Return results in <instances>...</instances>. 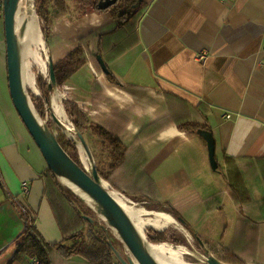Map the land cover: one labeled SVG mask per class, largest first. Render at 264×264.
I'll return each mask as SVG.
<instances>
[{
    "label": "crops",
    "instance_id": "0c3cea01",
    "mask_svg": "<svg viewBox=\"0 0 264 264\" xmlns=\"http://www.w3.org/2000/svg\"><path fill=\"white\" fill-rule=\"evenodd\" d=\"M143 2L135 42L116 47L119 33H112L101 54L98 35L115 25L108 13L71 15L53 24L46 42L50 61L76 45L86 59L62 85V100L124 147L108 180L112 187L180 215L200 247L213 248L221 263L264 264V0ZM66 4L73 12L75 5ZM202 51L206 59L198 62ZM87 133L89 152L99 139ZM54 177L9 95L0 7V264H8L25 225L18 204L46 243L85 229ZM54 264L87 263L57 256Z\"/></svg>",
    "mask_w": 264,
    "mask_h": 264
},
{
    "label": "trees",
    "instance_id": "16d2710c",
    "mask_svg": "<svg viewBox=\"0 0 264 264\" xmlns=\"http://www.w3.org/2000/svg\"><path fill=\"white\" fill-rule=\"evenodd\" d=\"M70 1L75 3L76 9L75 15H73L71 18H80L91 12L108 13L110 19L115 24L113 31L100 33L98 35V41L101 39L102 43L99 42L98 46L100 47L97 54H101V50H104L103 46H105V40H107V37L111 36V34L115 32L119 33V36L114 40L115 46H120L122 43L132 40L133 43L135 42L132 37H135L136 23L145 7L143 0H118L113 6L106 10L97 9V4L100 0ZM34 9L35 13L41 20V33L43 35L44 41L46 42L50 37L53 24L57 20L69 16L68 7L65 0H34ZM120 52H123V50L121 49L114 51V54L117 55ZM85 60L83 46L76 45L63 58L55 63H51L55 85L62 86L74 72L84 65ZM105 76L110 82L114 81L109 72H107ZM39 85V88L42 90V92L51 91L47 84H45V86L47 85L46 91L44 89L45 87L43 88V84H40L39 82ZM64 111L69 120L74 124V132L76 137L80 136L83 139V133L90 131L99 139V148L102 149L103 153L108 154V156L106 155V158L108 157L107 159H109L107 163L108 168L111 172H113L123 158L125 149L122 144L104 128L90 124L84 112L78 109L73 103L65 101ZM184 127H186V125ZM69 137L71 136L68 135V138ZM57 140L62 148L70 155V157L76 163H78V165H80L75 154V147L73 143L69 142L65 138H57ZM94 168L98 176H101L102 173L100 172L99 168L97 166H94ZM52 176L54 175L52 174ZM55 185L62 193V196L70 204H72L73 207L76 208L77 213L83 218L85 229L82 228L74 234L64 238L61 243L49 244L41 238L32 224L25 222L21 234L11 244L14 250L8 261V264H11L12 262L25 261L30 257L38 258L42 264H54L55 258L57 256L62 259L78 256L87 264H114L112 257L113 253L108 241L109 238H107L109 235L103 228L101 229L95 226V223H93L94 221L89 218L87 212L88 207H85L80 197L74 194L67 186L62 183L55 182ZM173 216L182 225H185V222L182 218L175 215ZM89 219L91 221H89ZM157 234L160 233L157 232ZM194 237L198 241L197 236L194 235ZM163 238L164 236L160 234L156 238H151V240L157 242L165 240ZM67 242L70 244H67Z\"/></svg>",
    "mask_w": 264,
    "mask_h": 264
},
{
    "label": "water",
    "instance_id": "95a60500",
    "mask_svg": "<svg viewBox=\"0 0 264 264\" xmlns=\"http://www.w3.org/2000/svg\"><path fill=\"white\" fill-rule=\"evenodd\" d=\"M118 0H100L97 4L98 10H106L113 6ZM19 0H2V13L4 25V37L6 47L7 82L9 95L14 109L28 131L30 137L39 149L47 169L59 180L64 179L80 189L96 205L99 214L104 218L107 226L117 233L119 240L123 243L129 253L127 260H123L118 253L110 246L120 264H157L148 254L142 244L141 238L134 228L131 220L112 197L109 187L102 185L94 165L90 172L82 161L76 163L70 155L62 148L54 133L41 125L32 110V103L22 83V68L19 55L18 39L15 34V16ZM101 71L106 74L107 68L100 55L96 56ZM49 83L48 88L52 90L55 85L51 61L48 59ZM34 109V108H33ZM52 118L58 125L54 114ZM88 159L90 154L82 137H77ZM208 159L212 169H216L214 159V147L207 145ZM88 219L87 217H85ZM89 221H91L89 219ZM207 264H223L216 258L208 256Z\"/></svg>",
    "mask_w": 264,
    "mask_h": 264
},
{
    "label": "bare ground",
    "instance_id": "6f19581e",
    "mask_svg": "<svg viewBox=\"0 0 264 264\" xmlns=\"http://www.w3.org/2000/svg\"><path fill=\"white\" fill-rule=\"evenodd\" d=\"M40 31L38 17L36 16L33 7V0H19L15 16V34L18 39L19 55L22 68V83L25 89L30 88L34 83V74L32 71L33 67L36 66L39 69V72L42 74L46 73V61H44L45 59L43 60L41 57V51L45 52L46 47L44 46V41ZM50 107L55 118L63 123V130L71 136L69 138L76 141L78 144L80 159L86 167L87 157L84 153V149L80 143H78L74 130L69 125L63 106L59 103L57 94L55 92L51 94ZM32 110L40 124L45 126V122H43L37 116L33 107ZM61 181L74 194L83 199L87 205H90L92 209H94L99 214L96 205L87 195H85L80 189L67 180L61 179ZM101 183L104 187L108 188V184L106 182L101 180ZM109 191L112 197L116 200L128 218L131 220L134 228L141 238L143 246L157 264H189L182 261L181 255L189 254L192 257L195 255H193L194 253H190L185 247H168L164 244H151L147 242L145 236L142 235V232L146 231L147 229L163 231L170 225H177L175 220L169 214L161 211L148 212L141 207H136L135 205L130 204V202H128L123 196H120L116 191ZM99 216L103 221H105L100 214ZM114 233L117 235L115 231ZM194 259L196 258L194 257Z\"/></svg>",
    "mask_w": 264,
    "mask_h": 264
},
{
    "label": "rangeland",
    "instance_id": "374dc122",
    "mask_svg": "<svg viewBox=\"0 0 264 264\" xmlns=\"http://www.w3.org/2000/svg\"><path fill=\"white\" fill-rule=\"evenodd\" d=\"M65 1L70 4L71 8L74 7L73 5H75V4H73L72 1H70V0H65ZM33 7H34V0H33ZM34 11H35V9H34ZM75 13H76V9H74L73 12H69V16L75 15ZM36 16H37V14H36ZM38 24H39V28L41 30V20L39 17H38ZM40 32H42V31H40ZM41 35H42V33H41ZM42 39L44 41L43 35H42ZM44 46L46 47V50H45V52L41 51V57L43 60L45 59L44 61H46V73L42 74L39 72V69L36 66L33 67L32 71L34 74V83L30 88H26V91H27V94L30 98V101L32 103V106H33L34 111L36 112L37 116L43 122H45L44 123V125L46 124L45 127L48 130H50L52 133H54L58 139H64L65 138L69 142L73 143V145L75 147L74 148L75 154H76L77 160L79 162V160L81 161V159H80L78 144L76 143V141L67 137V135H69V134L66 133L63 130L62 126L58 125L51 116L52 111H51V107H50V97H51V94L53 92H55L57 94V98H58L59 103L61 105L63 103V106H64V101L62 100V96L60 95L61 91H62L60 89L62 88V86L56 85V86L52 87L51 91H48V92H42V90H40V88H39V86H40L39 82H40V84H43V88L45 87L44 89L46 91V86L49 83V80H48V64H49L48 59L50 60V53H49L48 44L46 43V41H44ZM45 84H47V85L45 86ZM65 98H66V96H65ZM68 120H69V118H68ZM58 121H60V120H58ZM60 123H61V121H60ZM70 123H72V122L70 121ZM72 125L74 128L73 123H72ZM87 132L83 133L84 140H85V138L87 139V136H88ZM78 143H80V142L78 141ZM101 151H102V149H100L99 147L89 148V152L91 153L90 157H92V158L88 159V158H86L87 156L85 157L86 163H87L86 168L89 172L91 170L92 165L97 166L99 168L100 172L102 173V175L99 176L100 180H102L108 184L109 190L116 191L120 196H123L128 202H130V204L135 205L136 207H141L148 212L161 211V212L167 213L177 223V225H175V224L170 225L169 227H167L163 231H154L151 229H147L146 231L142 232V235L145 236V239L147 240V242H149L151 244H164L168 247H170L169 245H171L173 247H176V246L185 247L190 253H192V254L194 253L193 255H195L194 257L196 258V259H194V257H192L189 254H182L181 255L182 261L189 263V264H207L206 258L208 256H212V257H214L220 261L221 256L217 252H215L213 248L200 247V245H199L198 241H196L194 235H192L188 231V229H186V225H182L173 216V213L171 212V210L169 208H167V207H152L148 204H145L144 201H141V199H138L136 197H128V195H126L125 193L120 192L118 189H115L114 187H112V185H110V183L108 182V180L110 179V177L112 175V172L109 170L108 164H107L109 159H107L108 157L106 158L103 155L105 153H103V151L102 152ZM85 155H86V153H85ZM107 156H108V154H107ZM58 181H60V183L63 184V182L61 180H58ZM82 201H83L85 207H88L87 212H88L89 218L92 221H94L93 223H95V226L99 227L101 229L103 228L106 231V233L109 235V237H107V238H109L108 241H109L110 246L118 253V256L120 258H122L123 260H127L129 253L126 250L123 243L119 240L118 236L114 233V231L112 229H110L107 226L106 222L102 220V218L99 216V214L94 209H92V207L90 205H87L83 199H82ZM175 216H178V215H175ZM179 217H180V215H179ZM180 218H182V217H180ZM182 219H184V218H182ZM184 221H185V219H184ZM157 232L162 234L164 236L163 239H165V240L157 241V242L152 241L151 238H156L158 235H160V234H157ZM112 257L114 260V264H120L119 260L117 259L116 255H114V253L112 254Z\"/></svg>",
    "mask_w": 264,
    "mask_h": 264
},
{
    "label": "built area",
    "instance_id": "2783aa9c",
    "mask_svg": "<svg viewBox=\"0 0 264 264\" xmlns=\"http://www.w3.org/2000/svg\"><path fill=\"white\" fill-rule=\"evenodd\" d=\"M0 7H2V0H0ZM206 56H207V53L205 51H202V52H199V53H197L195 55V59L198 62H203L206 59ZM64 99H65V96H64ZM68 122H69V125L74 130L72 123H70L69 120H68ZM61 124L63 125V123H61ZM27 192H28V183L23 182L21 184V194L25 195V194H27ZM11 200L13 202H15V203H18V201L16 200V198H12ZM18 208L20 210V213L23 216L24 223L27 222L28 220H27V215H26V209H25V207H23L22 205L18 204ZM2 251H3V248L0 247V254L2 253ZM27 264H42V262L38 258H36V257H30L28 259V261H27Z\"/></svg>",
    "mask_w": 264,
    "mask_h": 264
}]
</instances>
